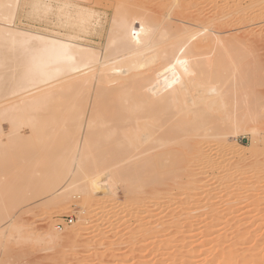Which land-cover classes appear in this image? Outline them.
Listing matches in <instances>:
<instances>
[{
	"label": "bare ground",
	"instance_id": "bare-ground-1",
	"mask_svg": "<svg viewBox=\"0 0 264 264\" xmlns=\"http://www.w3.org/2000/svg\"><path fill=\"white\" fill-rule=\"evenodd\" d=\"M110 1L114 10L107 22L97 8L84 9V0L31 2L34 11H42L45 21L51 15L57 21L53 30L38 31L15 24L18 0H0V97H11L4 112L12 113L13 124L8 140L0 142V163L21 161L12 150L26 151L19 148L27 139L20 132L22 125L38 136L48 126L44 123L52 119L50 116L64 107L71 113L63 124L75 125L78 132L75 139L72 137L73 144L64 148L72 152H68L70 158L65 156L69 162L64 178H58V183L55 180L53 190L57 195L80 183L77 179L94 140L91 128L99 116L104 122L121 119L122 136L132 128L138 130V142L146 146L141 154L149 157L168 154L162 142L185 136L191 144L184 153L198 159L201 172L197 208L203 218L196 225L203 234V249L194 263L264 264V254L257 247H237L252 242L250 227L245 226L247 231L233 229L231 219L225 218L239 210L238 190L249 184L261 188L258 180L264 177L260 178L264 159H259L256 152L250 158L241 156L238 140V133L252 124L254 143L262 141L264 145L259 127L264 119V99L246 98L254 92L247 85L250 76H258L260 71L241 65L242 60L255 58L254 52L247 49L254 45L246 37L254 34L255 26L264 24V0H249L247 7L243 0ZM62 26L67 33L62 34ZM232 30L241 33L222 38L223 33ZM129 140L133 143L136 137ZM126 150H122V158L132 153ZM6 156L10 159L5 160ZM247 159L252 160L245 166ZM18 170L23 175V167ZM29 177L24 174L20 179ZM33 177L30 183L36 185L40 179ZM132 190H136L135 182ZM19 192L18 188L14 194ZM262 200L256 194L247 195L243 212L260 207ZM223 202L225 209L219 206ZM1 208L0 217L4 213ZM12 214L8 212L6 227L17 230L16 213ZM155 222L156 239L164 240L159 252L172 241L177 246L185 243L184 236L176 238L175 230L167 235L163 232L175 222ZM51 227L49 238H67H63L60 224ZM72 230L67 231L74 234ZM229 236L224 246L223 240ZM261 236L264 238V231ZM226 250L229 253L224 256ZM161 261L175 262L170 257ZM182 262L193 263L189 259Z\"/></svg>",
	"mask_w": 264,
	"mask_h": 264
},
{
	"label": "rangeland",
	"instance_id": "rangeland-1",
	"mask_svg": "<svg viewBox=\"0 0 264 264\" xmlns=\"http://www.w3.org/2000/svg\"><path fill=\"white\" fill-rule=\"evenodd\" d=\"M34 1L37 0H18L15 24L38 31L54 29L57 22L54 20L55 15H51L52 17L45 21L47 18L42 11L32 9L31 2ZM85 1L87 4L83 8H97L106 22L112 16L114 8L111 7L110 0ZM242 3L247 7L249 0H243ZM53 4L56 5V1ZM44 21L45 23L49 21L48 25ZM106 22L104 20V23ZM63 27L65 28L62 26L60 30H65H61L62 34H65L67 31ZM255 27L257 30L255 28L254 34L251 32L249 33L251 36L246 37L248 43L251 41V45L252 43L254 45L251 48L247 46V49L254 52L255 58H246L241 63L242 68L250 67L260 71L257 73L258 76L248 75L250 79L247 85L254 92L247 95V100L255 96L264 99V24ZM240 33L241 31L232 30L223 33L222 38ZM6 71L7 74L11 73L9 68ZM9 98L11 99L9 96L0 97L1 143L8 140L13 125L12 113L4 112L11 103ZM70 113L65 107L60 111L56 110L50 116L52 119L44 123L48 126L44 127L38 136L33 135L28 126L22 125L20 132L27 139L19 148H26V151L17 148L12 150L21 161L18 163V160L17 162L7 160L10 159L8 156L12 155L10 151L11 154L5 159L7 161L0 163V204L5 210L0 208L4 213L6 211V216L3 213L0 217V264H162L163 257H170L175 261L174 264H183L182 260L185 259L197 264L194 261L202 256L203 249V234L196 225L203 218L200 216L203 212L197 208L202 188H199L201 172L198 159L194 155L184 153L191 142L187 143L185 136L162 142V147L169 153L149 157L141 154L146 146L138 142V130L132 128L122 136L121 119L115 118L114 122L112 120L104 122L99 116V120L97 119L91 128L94 140L77 179V184L80 183L75 188L57 195L53 189L59 179L64 178L65 165L70 158L68 152H72L71 149L64 148L73 144L72 137L75 139L78 132L75 125L63 124V120L67 119ZM69 117H72V114ZM259 127L264 136V119L260 121ZM133 137H136L135 142H128ZM253 138L252 124L238 133L242 148L241 156L250 158L256 152L259 159L263 160L264 145L262 141L254 143ZM125 149L132 153L122 158V150ZM107 153L121 156L109 157ZM251 160L247 159L245 166ZM20 167H23V175L35 176L38 181L40 179L41 182L36 183L40 187L33 184L34 182L30 183V177L25 179L27 182L20 179L23 176L18 170ZM258 181L261 188L255 189L249 184L246 188L238 190L236 206L239 210L234 215H226L225 218L231 219L233 229L247 231L248 227L245 226L250 227L252 242L242 248L237 246L238 249L257 247L264 254V238L261 236L264 231V177ZM134 182L135 191L132 190ZM18 188L20 195L18 193L15 195ZM107 188H110V191ZM249 194L250 196L256 194L263 200L260 207L245 214L242 207L245 197ZM16 199L20 201H14ZM219 206L225 209V202ZM12 211V215L16 213L17 230L13 226L9 230L6 227L8 212ZM80 216H84L83 219L79 218ZM172 217L174 220H170ZM156 219H159V223L175 222L174 226H166L163 232L167 235L173 229L177 232L176 238L185 237V243L177 246L175 241H172L164 245L159 252L158 247L164 244V240L156 239ZM57 224L64 228V233L62 231L61 233L67 238L63 236L64 239L55 241L48 237L51 226ZM67 230L73 232L75 230V236ZM66 231L70 234L65 233ZM232 236L227 239L223 237L224 246H227ZM217 245H222V242ZM228 253L226 250L223 255L227 256Z\"/></svg>",
	"mask_w": 264,
	"mask_h": 264
},
{
	"label": "built area",
	"instance_id": "built-area-1",
	"mask_svg": "<svg viewBox=\"0 0 264 264\" xmlns=\"http://www.w3.org/2000/svg\"><path fill=\"white\" fill-rule=\"evenodd\" d=\"M71 221V220H70Z\"/></svg>",
	"mask_w": 264,
	"mask_h": 264
}]
</instances>
